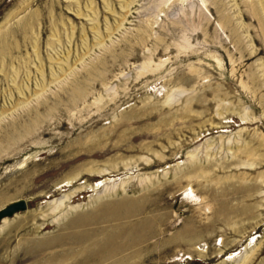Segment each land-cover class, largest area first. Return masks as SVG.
<instances>
[{"label":"rangeland","instance_id":"374dc122","mask_svg":"<svg viewBox=\"0 0 264 264\" xmlns=\"http://www.w3.org/2000/svg\"><path fill=\"white\" fill-rule=\"evenodd\" d=\"M18 199L0 264H264V0H0Z\"/></svg>","mask_w":264,"mask_h":264},{"label":"bare ground","instance_id":"6f19581e","mask_svg":"<svg viewBox=\"0 0 264 264\" xmlns=\"http://www.w3.org/2000/svg\"><path fill=\"white\" fill-rule=\"evenodd\" d=\"M227 21V20H226ZM106 189V188H105ZM113 189H110L109 191H107V193L111 192L112 193ZM115 191V189H114ZM112 195V194H111ZM71 195H64L61 199H58L56 201L53 200V202L50 203V208L46 211H42L41 213H34L33 215H30V217L32 216L33 219L37 218V217H42V218H47L48 216H52L53 217V221L54 223H56L58 226L62 225V222L66 220L67 215L65 214V211L63 209V204L64 202L70 198ZM102 195H99L97 198L98 201L102 200L101 198ZM103 197V196H102ZM105 197V196H104ZM104 199V198H103ZM106 199V198H105ZM71 208V207H70ZM80 208H83L81 205L80 206H72V208L70 209V213L73 214V211H77ZM69 214V213H68ZM17 215V214H16ZM70 215V214H69ZM8 218H12V217H5L2 221H0V223H2L3 225L0 226V235L1 233L5 230L8 229V227H10L11 225V221L8 220ZM29 219V217L27 218ZM23 221V220H21ZM19 221V222H21Z\"/></svg>","mask_w":264,"mask_h":264},{"label":"water","instance_id":"95a60500","mask_svg":"<svg viewBox=\"0 0 264 264\" xmlns=\"http://www.w3.org/2000/svg\"><path fill=\"white\" fill-rule=\"evenodd\" d=\"M28 208V203L25 199H18L0 209V221L5 217H13L20 211H25Z\"/></svg>","mask_w":264,"mask_h":264}]
</instances>
